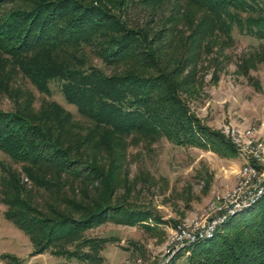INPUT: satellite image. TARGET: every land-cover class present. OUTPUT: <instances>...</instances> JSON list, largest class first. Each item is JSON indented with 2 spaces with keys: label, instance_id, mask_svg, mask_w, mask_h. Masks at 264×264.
<instances>
[{
  "label": "trees",
  "instance_id": "1",
  "mask_svg": "<svg viewBox=\"0 0 264 264\" xmlns=\"http://www.w3.org/2000/svg\"><path fill=\"white\" fill-rule=\"evenodd\" d=\"M235 28L264 40V0H0V95L18 74L46 94L55 81L91 121L81 130L56 103L36 113L20 93L8 94L13 109H0V149L64 202L43 211L20 176L8 172L1 181L5 214L30 236L32 254L51 250L99 262L98 242L93 253L80 249L86 230L110 220L150 227L148 209L115 196L120 186L131 192L127 137L208 147L212 131L198 125L187 100L204 52L220 34L232 42ZM85 47L111 73L90 63ZM63 174L72 178V195L60 185ZM188 251L189 264H264V199Z\"/></svg>",
  "mask_w": 264,
  "mask_h": 264
},
{
  "label": "rangeland",
  "instance_id": "2",
  "mask_svg": "<svg viewBox=\"0 0 264 264\" xmlns=\"http://www.w3.org/2000/svg\"><path fill=\"white\" fill-rule=\"evenodd\" d=\"M133 15L135 20L142 16L138 10ZM159 26L160 23L155 24L153 30ZM220 35L212 41L210 52H204L199 63V83L192 88L196 93L187 100L198 125L212 131L210 140H206L208 147L177 145L166 138L127 137L124 172L131 180V192L120 186L115 196L127 197L129 202L148 209L152 217L145 223L151 228L110 220L86 230L83 238L87 241L80 249L93 253V244L98 242L102 256L99 262L60 256L51 250L34 255L30 236L6 216L7 205L0 194V264H189L190 245L173 254L169 251L178 226L193 228L212 219L221 198L238 185L243 158L237 149L233 152L224 134L225 128L253 126L264 142V40L243 34L238 28L233 30L232 42ZM85 55L90 63L103 66L111 73L112 69L101 62L93 48L85 47ZM13 80L9 91L0 95V109H13L15 97L11 99L8 94L20 93L19 101L32 99L30 107L36 113L56 103L72 112L73 121L81 130L87 131L91 126V121L67 102L58 82H52V92L46 94L22 74ZM25 166L26 163L0 149V183L8 172L18 175L31 193L29 200L37 208L46 211V206L51 204L63 207L61 199L26 176ZM61 177L60 185L72 195L69 192L72 178L64 174ZM239 214L226 220L219 229ZM101 239L104 241L99 242ZM76 246L70 245L67 249L74 250Z\"/></svg>",
  "mask_w": 264,
  "mask_h": 264
},
{
  "label": "built area",
  "instance_id": "3",
  "mask_svg": "<svg viewBox=\"0 0 264 264\" xmlns=\"http://www.w3.org/2000/svg\"><path fill=\"white\" fill-rule=\"evenodd\" d=\"M224 134L243 158L238 185L215 206L216 215L193 228L178 226L169 245L171 254L195 242L212 238L219 227L235 214L264 199V142L253 127H226Z\"/></svg>",
  "mask_w": 264,
  "mask_h": 264
}]
</instances>
